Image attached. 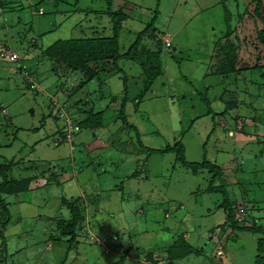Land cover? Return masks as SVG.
Returning <instances> with one entry per match:
<instances>
[{"label": "rangeland", "instance_id": "374dc122", "mask_svg": "<svg viewBox=\"0 0 264 264\" xmlns=\"http://www.w3.org/2000/svg\"><path fill=\"white\" fill-rule=\"evenodd\" d=\"M57 2L0 0V50L11 55L0 57V164L11 165L0 181L34 175L39 183L3 195L10 220L1 230L0 264H169L166 249L181 237L198 254L174 264H259L262 235L231 230L222 207L227 199L238 226L264 230V45L257 39L264 24L254 14L255 2L113 0L112 10L126 15L120 53L142 31L141 42L130 59L119 60L123 73L111 70V61L103 65L106 72L92 64L101 81L86 85L85 71L47 58L46 49L59 38L89 34V26L97 36L111 35L106 5L79 0L64 19L59 12L65 6ZM156 51L163 73L146 87L147 54ZM227 61L235 74H210L223 71ZM124 76L125 113L139 134L124 129L117 119L120 102L107 97L124 98ZM101 110L103 127L91 149L86 135L92 131H73ZM178 139L188 161L200 162L205 150L220 175L194 174L174 153H136L139 141L164 149ZM122 143L127 151L118 147ZM210 185L223 187L226 196L210 192ZM78 196L88 204L80 200L84 219L68 251V236L57 227L69 217L60 201Z\"/></svg>", "mask_w": 264, "mask_h": 264}, {"label": "trees", "instance_id": "16d2710c", "mask_svg": "<svg viewBox=\"0 0 264 264\" xmlns=\"http://www.w3.org/2000/svg\"><path fill=\"white\" fill-rule=\"evenodd\" d=\"M60 0H58L59 2ZM112 1L113 0H104V3L106 5V15L109 17V21L111 22V35H98V33L93 32L92 28L90 27L89 34H86L85 31H81V35L77 37H67V38H59L55 40L47 49H46V57L47 58H54L57 57V59L65 64L67 67L71 68L72 70H83L88 75V78L86 80L85 85L96 79L100 82L101 79L99 78L100 72H106L107 68H105V65L107 62L111 61V70L118 71V73H123L121 67L119 66V60L123 57L126 59H130L132 57V54H134L137 51V46L141 42V33H139V37L132 43V45L129 46L128 50L125 52V54L120 53V45H119V37H120V31L123 28L122 22L125 21L126 15H124L120 10H112ZM255 2L254 7V14L259 17V19L264 24V16L261 13L263 0H253ZM57 2V3H58ZM79 0H75L73 4H69L66 0H62V6L60 8H64V10H61L59 12V15L63 17L64 19L69 17L70 14H73L76 12V7ZM56 5V3H55ZM2 6V5H0ZM36 6V5H35ZM57 6V5H56ZM75 7V9H71L72 7ZM71 7V8H70ZM57 9H55V13L57 14ZM71 9V10H70ZM84 12V9H81ZM86 10V9H85ZM88 11V10H86ZM92 12H96L95 10H90ZM38 14H44V9L42 7H39L37 10ZM87 12L86 14H88ZM157 18V13L153 16L150 23L144 31L148 27H152ZM80 22V21H79ZM59 27L62 26L61 24ZM56 25V26H58ZM258 41L264 45V28L259 31L257 36ZM122 55V57H121ZM147 57L149 58V67H145L143 70V76L146 81V87L151 86L152 83L162 75L163 69L159 62V56L157 51L153 53L147 54ZM228 58V57H227ZM18 59V58H17ZM229 59V58H228ZM230 60V59H229ZM228 60V61H229ZM227 61V62H228ZM229 63V62H228ZM227 63V64H228ZM92 64H95V66H99L101 64V71L96 70L94 71L91 67ZM104 67V68H102ZM223 68H225L223 71L214 70L210 74H216V75H227V74H235L234 71V65L233 63H229L227 66L225 65ZM105 70V71H104ZM111 72V71H110ZM102 73V72H101ZM107 74V73H106ZM123 89H124V98L119 101L118 97H113L110 95H107L109 98L110 103H119V111H118V117L117 119L120 121L121 125L126 130H130L136 134H139L138 129L133 124L129 123L126 113H125V107L126 103L128 102V86H127V78L123 77ZM83 85V87L85 86ZM148 89V88H147ZM147 89H144L139 95L138 98L142 99L144 96L143 94L146 93ZM207 108V114H212V109L209 104V100L206 96H203L201 98ZM216 115V113H213V116ZM103 110L97 111L94 113L91 111L88 115V117L82 121H80L77 128V131H73L74 133L79 132L82 130H91L93 133V136H95V131L101 127H103ZM17 133V131H16ZM139 145H141L142 149L138 150L137 154H145L146 152L149 154L157 153V154H165V153H174L177 164H181L184 168L190 169L194 174L197 173L199 170H208L209 172L213 173V176H218L221 173V170L218 165L211 163L208 161L205 157L206 152L204 150L203 152V159L200 162H190L185 157V147L182 144V140L178 139L175 141L172 145L166 146L164 149H153L143 146L142 143L139 141ZM205 145V144H204ZM203 145V147H205ZM118 147H121V151H127L129 149V145H126V143L119 144ZM133 149V147H130ZM130 149L129 152L135 153ZM11 165L10 163H7L5 165L0 164V177L5 178L8 170L10 169ZM133 176L136 175V173L132 174ZM52 177V176H51ZM37 176H32L29 178L23 179H2L0 181V237L2 238V245H4L3 236L1 230L5 228L6 224L10 220V213L7 209V203L5 202L3 195H13L17 194L18 192H22L24 190H29L32 188L34 182L36 181ZM210 192L220 191L226 196V190L223 187H215L210 185L209 187ZM64 206L68 210L69 217L68 219L64 221L58 222V228L61 231V235L68 236L67 242H68V251L72 247V245L76 242L75 232L76 228L80 225L81 221H83V205L80 204V199L76 198L74 200H67L66 198H62L61 201ZM222 207L227 211L226 215V221L229 222L232 229H236L239 231H251L254 233H259L262 235V237L258 238L257 240V251L259 253H264V230L262 227L258 224H254L251 227L248 226H238V223L236 221L234 222L233 213L231 210V205L227 199H225L222 203ZM225 224V223H223ZM222 224V226H223ZM4 252V246H2V255ZM198 254V250L192 247L185 238H177L171 245H168L166 249V255L169 260V264H174L176 261L181 260L183 258H186L189 255H196ZM149 259H151V255H149ZM260 260L259 264H264V256H259L258 258Z\"/></svg>", "mask_w": 264, "mask_h": 264}, {"label": "crops", "instance_id": "0c3cea01", "mask_svg": "<svg viewBox=\"0 0 264 264\" xmlns=\"http://www.w3.org/2000/svg\"><path fill=\"white\" fill-rule=\"evenodd\" d=\"M90 27L91 26H89L88 28H89V30H90ZM92 28V27H91ZM94 136H91V138H88V136L86 135V138L88 139V140H91L90 141V145H91V149H95V144L98 142L97 140H94V139H97V138H93ZM82 138V137H81ZM108 144H106L105 146H107ZM111 147H113V145L111 146ZM64 198H66V197H64ZM71 198H72V200H74V199H76V198H79L80 200H81V202L84 204V202H86L85 203V205L86 204H88L87 203V200H84L85 199V197L84 196H78V197H68V198H66V199H70L71 200ZM61 201H62V198H61ZM61 201H60V203H61ZM84 205V206H85ZM62 207H63V205H62Z\"/></svg>", "mask_w": 264, "mask_h": 264}, {"label": "built area", "instance_id": "2783aa9c", "mask_svg": "<svg viewBox=\"0 0 264 264\" xmlns=\"http://www.w3.org/2000/svg\"><path fill=\"white\" fill-rule=\"evenodd\" d=\"M165 42L167 43V45H169V40H168V38H165ZM11 55H8V54H6V52L5 51H2V50H0V57L3 59H8L9 57H10ZM14 56H16V55H14ZM15 58V57H14ZM14 60V59H13ZM70 126V124L68 125V129H70V131H68V135L66 136L67 137V141H69L70 140V133H71V126ZM70 142V141H69ZM34 186H36L37 184H39L37 181H35L34 182ZM41 184H44L43 182H41Z\"/></svg>", "mask_w": 264, "mask_h": 264}]
</instances>
